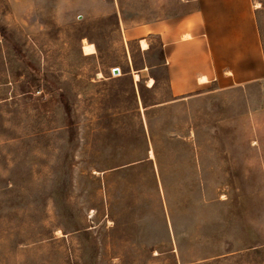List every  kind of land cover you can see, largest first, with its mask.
I'll return each instance as SVG.
<instances>
[{
    "label": "rangeland",
    "instance_id": "obj_1",
    "mask_svg": "<svg viewBox=\"0 0 264 264\" xmlns=\"http://www.w3.org/2000/svg\"><path fill=\"white\" fill-rule=\"evenodd\" d=\"M194 6L0 0V264H264V81L174 101L132 35Z\"/></svg>",
    "mask_w": 264,
    "mask_h": 264
},
{
    "label": "crops",
    "instance_id": "obj_2",
    "mask_svg": "<svg viewBox=\"0 0 264 264\" xmlns=\"http://www.w3.org/2000/svg\"><path fill=\"white\" fill-rule=\"evenodd\" d=\"M194 2L193 9L181 16L132 30L138 44L146 36L158 38L171 99L264 81V53L251 0ZM201 77L204 83L199 82Z\"/></svg>",
    "mask_w": 264,
    "mask_h": 264
},
{
    "label": "bare ground",
    "instance_id": "obj_3",
    "mask_svg": "<svg viewBox=\"0 0 264 264\" xmlns=\"http://www.w3.org/2000/svg\"><path fill=\"white\" fill-rule=\"evenodd\" d=\"M140 44H141V49L142 50H147L148 49V46H147V44L144 42V40H141L140 41ZM134 80L135 81H138L139 80V78H138V75L136 74V73H134ZM206 81V79L203 77H201V79H199V82L200 83H204ZM149 84H148V87H152L153 86V84H154V80L153 79H150L149 80V82H148ZM150 157L151 158H153V152L152 151H150Z\"/></svg>",
    "mask_w": 264,
    "mask_h": 264
},
{
    "label": "trees",
    "instance_id": "obj_4",
    "mask_svg": "<svg viewBox=\"0 0 264 264\" xmlns=\"http://www.w3.org/2000/svg\"><path fill=\"white\" fill-rule=\"evenodd\" d=\"M147 50H150V46H149V48L147 49ZM161 55H162V65H163V67H164V69H165V73H166V66H165V62H164V55H163V51H162V49H161ZM155 81V80H154ZM156 82V81H155ZM141 164V163H140ZM164 196L166 197V200H167V195H168V193H167V190L166 189H164ZM160 253V252H159ZM179 254H180V256H181V251H179Z\"/></svg>",
    "mask_w": 264,
    "mask_h": 264
},
{
    "label": "water",
    "instance_id": "obj_5",
    "mask_svg": "<svg viewBox=\"0 0 264 264\" xmlns=\"http://www.w3.org/2000/svg\"><path fill=\"white\" fill-rule=\"evenodd\" d=\"M113 72L116 73V72H118V70L115 69Z\"/></svg>",
    "mask_w": 264,
    "mask_h": 264
}]
</instances>
